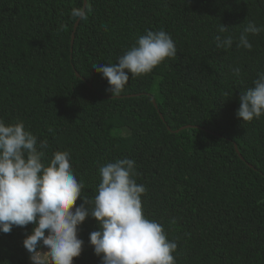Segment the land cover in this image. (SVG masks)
Here are the masks:
<instances>
[{
	"label": "trees",
	"instance_id": "1",
	"mask_svg": "<svg viewBox=\"0 0 264 264\" xmlns=\"http://www.w3.org/2000/svg\"><path fill=\"white\" fill-rule=\"evenodd\" d=\"M84 5L0 0V119L47 140L45 163L68 151L90 198L99 167L135 160L144 215L177 242L176 264H264V116L236 115L264 72V31L249 35L251 50L215 42L220 25L234 37L249 22L264 26V0H87L72 46L71 11ZM161 29L177 56L129 74L113 96L93 65L116 63L139 35ZM33 227L0 232V264H31L23 240ZM97 230L91 217L78 228L83 250L73 264H101L89 242Z\"/></svg>",
	"mask_w": 264,
	"mask_h": 264
},
{
	"label": "clouds",
	"instance_id": "2",
	"mask_svg": "<svg viewBox=\"0 0 264 264\" xmlns=\"http://www.w3.org/2000/svg\"><path fill=\"white\" fill-rule=\"evenodd\" d=\"M89 12L85 2L84 7L72 9L71 17L87 20ZM262 31L264 26L249 22L234 37L220 25L216 47L230 49L236 41L237 47L251 50L249 35ZM176 56L169 33L147 30L116 63L95 64L93 68L108 81L107 91L114 96L124 90L129 74H149ZM232 71L237 77L241 74L239 67ZM236 115L243 122L264 116V72L258 73L239 97ZM47 148V140L38 144L37 136L22 121L6 124L0 119V232L34 225L23 240L31 264H73L83 250L78 228L89 217L98 222L89 242L101 264H176L177 242L168 239L162 224L144 215L141 198L146 188L135 179V160L125 158L99 167L101 182L97 194L90 198L82 194L85 186L74 174L70 153L56 151L45 163ZM78 199L83 203L76 206Z\"/></svg>",
	"mask_w": 264,
	"mask_h": 264
},
{
	"label": "water",
	"instance_id": "3",
	"mask_svg": "<svg viewBox=\"0 0 264 264\" xmlns=\"http://www.w3.org/2000/svg\"><path fill=\"white\" fill-rule=\"evenodd\" d=\"M85 2H87V0H85ZM80 22H81V20H79V21L77 22L76 26H75V31H74V34H73L72 46H74L75 38H76V33H77L78 27H79V25H80ZM76 74H77V77H78V78H81V75H80L79 73H76ZM129 97H136V95H134V96H129ZM120 98H123V97H120ZM153 102H154L155 106L158 108L157 102H156V100H155L154 98H153ZM161 116H162V115H161ZM162 117H163V116H162ZM163 119H164V117H163ZM236 149H237V152L239 153V155L241 156V158H243V156H242V154L240 153V150H239V148H238L237 145H236Z\"/></svg>",
	"mask_w": 264,
	"mask_h": 264
},
{
	"label": "rangeland",
	"instance_id": "4",
	"mask_svg": "<svg viewBox=\"0 0 264 264\" xmlns=\"http://www.w3.org/2000/svg\"><path fill=\"white\" fill-rule=\"evenodd\" d=\"M44 251H46V249H44Z\"/></svg>",
	"mask_w": 264,
	"mask_h": 264
}]
</instances>
